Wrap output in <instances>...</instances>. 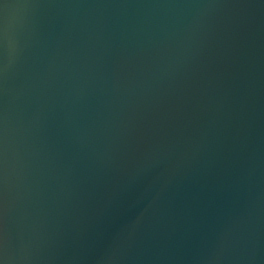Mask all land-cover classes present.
Masks as SVG:
<instances>
[{"label":"water","instance_id":"95a60500","mask_svg":"<svg viewBox=\"0 0 264 264\" xmlns=\"http://www.w3.org/2000/svg\"><path fill=\"white\" fill-rule=\"evenodd\" d=\"M0 264H264V0H0Z\"/></svg>","mask_w":264,"mask_h":264}]
</instances>
